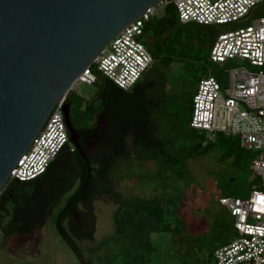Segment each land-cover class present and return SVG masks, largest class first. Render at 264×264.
<instances>
[{
    "label": "trees",
    "instance_id": "16d2710c",
    "mask_svg": "<svg viewBox=\"0 0 264 264\" xmlns=\"http://www.w3.org/2000/svg\"><path fill=\"white\" fill-rule=\"evenodd\" d=\"M217 34L212 26L182 23L175 6L168 4L162 14L145 25L143 40L154 62L134 87L124 90L93 68L97 74L95 92L84 96L70 91L66 96L89 161L77 148H64L40 177L8 182L0 192V232L5 237L33 234L59 207L55 220L59 235L81 264H91L77 240L94 239L97 198L112 199L119 205L115 213L118 232L114 237L122 240L128 255L150 252L153 230L177 231L179 226L166 220L169 207L164 209L159 199H127L114 184L129 171L119 172L121 163L134 157L155 161L163 171H177L187 158L204 153L217 142L225 145L231 155L233 149L245 150L237 137L222 134L215 142L203 144V133L190 125L194 93L186 105L175 111L169 109L168 99L163 97L166 81L161 67L170 65L193 44L209 51ZM211 73L224 81L220 71L212 69ZM99 118L104 121L103 143L92 153L86 141L99 132ZM137 260L127 258L129 264Z\"/></svg>",
    "mask_w": 264,
    "mask_h": 264
},
{
    "label": "built area",
    "instance_id": "2783aa9c",
    "mask_svg": "<svg viewBox=\"0 0 264 264\" xmlns=\"http://www.w3.org/2000/svg\"><path fill=\"white\" fill-rule=\"evenodd\" d=\"M168 4L175 6L182 23L220 26L249 19L260 11L264 0H165L150 7L109 42L70 91L94 85L97 74L93 68L124 90L134 87L154 62L143 40L145 25ZM209 59L223 69L233 62L245 64L230 68L227 81L213 73L199 81L190 125L203 133L204 145L215 142L219 134L237 137L241 147L253 154L251 181L258 180L247 197L219 199L233 217L236 236L214 250L213 264H264V15L219 32ZM66 96L55 105L8 182L34 180L47 171L62 149L75 150L65 121Z\"/></svg>",
    "mask_w": 264,
    "mask_h": 264
},
{
    "label": "rangeland",
    "instance_id": "374dc122",
    "mask_svg": "<svg viewBox=\"0 0 264 264\" xmlns=\"http://www.w3.org/2000/svg\"><path fill=\"white\" fill-rule=\"evenodd\" d=\"M162 13L163 8H159V15ZM260 15H264V5L245 21L212 28L216 33L233 30ZM192 46L170 65L161 67L166 81L163 97L168 99L171 111L187 104L199 81L212 69L220 71L227 81L230 68L245 64L233 62L222 69L210 61V50H200L199 44ZM94 92L93 85L84 84L79 89V94L84 96ZM103 126L104 121L99 118V132L88 144L92 153L103 143ZM252 158L248 150L233 149L231 155L225 145L217 142L204 153L187 158L177 171H163L155 161L135 157L121 163L118 171H129L122 173L125 178L115 181L117 192L127 199H159L164 209L169 207L166 220L179 228L177 231H151V222L152 250L128 255L122 248V240L114 237L118 232L115 213L119 205L112 199L97 198L94 201V239L77 240L85 258L91 264H129L127 258L138 259L134 264H213L214 250L236 236L233 217L219 199L227 195H249L252 185L258 181H251ZM58 208L33 234L5 237L0 232V264H81L56 229Z\"/></svg>",
    "mask_w": 264,
    "mask_h": 264
},
{
    "label": "water",
    "instance_id": "95a60500",
    "mask_svg": "<svg viewBox=\"0 0 264 264\" xmlns=\"http://www.w3.org/2000/svg\"><path fill=\"white\" fill-rule=\"evenodd\" d=\"M163 1L0 0V192L78 76ZM64 111L70 141L88 162L69 104Z\"/></svg>",
    "mask_w": 264,
    "mask_h": 264
},
{
    "label": "flooded vegetation",
    "instance_id": "af4514ba",
    "mask_svg": "<svg viewBox=\"0 0 264 264\" xmlns=\"http://www.w3.org/2000/svg\"><path fill=\"white\" fill-rule=\"evenodd\" d=\"M93 136H94V135H93ZM93 136H91V137H93ZM91 137H90V138H91ZM90 138L86 141V147H87V149H88L89 152H90V150H89V145H88V144L91 142V141H90Z\"/></svg>",
    "mask_w": 264,
    "mask_h": 264
}]
</instances>
